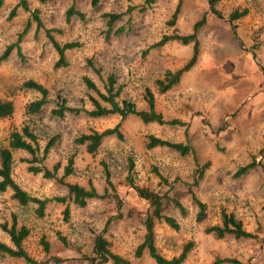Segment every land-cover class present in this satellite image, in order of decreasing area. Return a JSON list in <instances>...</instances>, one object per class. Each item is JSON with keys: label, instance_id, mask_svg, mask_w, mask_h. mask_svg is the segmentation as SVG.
I'll use <instances>...</instances> for the list:
<instances>
[{"label": "rangeland", "instance_id": "rangeland-1", "mask_svg": "<svg viewBox=\"0 0 264 264\" xmlns=\"http://www.w3.org/2000/svg\"><path fill=\"white\" fill-rule=\"evenodd\" d=\"M70 7L83 17L73 14L67 18ZM33 10H37L41 28L32 17ZM235 10H246V15L232 22L229 15ZM107 14L119 17L109 24ZM204 15L206 21L197 32L196 63L171 89L158 93L154 80L166 70L183 67L193 47L176 40L152 44L163 35L191 33ZM48 33L59 44L78 43L66 50L64 65L56 66L58 54ZM17 42L19 51L13 47L0 61V98L14 104L12 116L0 118V145H7L12 130L29 123L38 136L39 157L47 141L55 138L46 158L36 165L52 170L59 163V178L67 159L74 156L73 173L61 183L29 171L30 164L22 160L30 158L25 151L12 152L15 182L31 196L51 199L44 215L38 217L35 205L18 204L10 190L0 193V223L10 225L15 219L18 226L28 227L23 246L33 264H111L100 262L94 253L97 235L130 264H156L147 252L139 257L134 254L143 238L149 207L130 180L160 195L162 213L178 223L175 230L162 220L155 222V246L162 256L171 258L187 241H193L182 264H213L220 258L231 259L220 264H264V0H218L212 6L209 0H97L95 4L93 0H2L0 55ZM89 60L98 72L89 66ZM110 74L121 87L122 98L143 109L144 91L149 88L163 119L184 124L143 123L128 116L121 120L122 139L105 137L94 154L75 145L74 138L80 133L113 127L120 117L91 118L83 112L57 117L51 109L61 99L69 107L89 108L83 77L103 90ZM29 79L48 89L46 105L31 118L24 113L25 105L40 94L22 87ZM150 134L187 143L194 153L182 156L167 147L148 149ZM249 163L253 166L237 174ZM64 183L92 185L100 197L78 207ZM193 195L205 204L200 220L196 219L198 205ZM58 197L65 200L58 201ZM221 208L233 212L256 237L226 235L218 239L206 234L207 225L219 223ZM0 241L11 245L1 228ZM0 264L30 263L0 254Z\"/></svg>", "mask_w": 264, "mask_h": 264}, {"label": "trees", "instance_id": "trees-1", "mask_svg": "<svg viewBox=\"0 0 264 264\" xmlns=\"http://www.w3.org/2000/svg\"><path fill=\"white\" fill-rule=\"evenodd\" d=\"M45 1V0H40ZM218 0H209L210 6L213 5L214 2ZM97 0H93V4H95ZM2 0H0V5ZM23 5L25 10H29L26 3L21 1L19 3ZM15 13V8L11 11L13 15ZM177 9H175L171 22L172 24L176 20ZM73 14L82 18L83 14L70 7L66 11V17L69 18ZM246 15V10L238 11L235 10L230 13L229 20L235 21L241 17ZM109 17L108 23L111 24L116 18L119 17L117 14H107ZM32 17L36 22L37 28L42 27V22L40 18L37 16V10L32 11ZM206 16L204 15L200 20L194 23L193 30L189 34L179 35V34H171V35H163L160 40L153 43L152 46H161L170 40H176L182 44L192 43L193 52L189 61L181 68L175 71L166 70L163 73L161 78H157L154 80V87L156 88L158 93H165L169 89H171L174 85H176L182 75L190 70V68L196 63L198 54H199V41L197 38V32L199 27L205 23ZM49 32V31H48ZM50 41L55 48L58 54V60L56 62V66L65 64V52L66 50H70L78 46L76 42H65L63 44L57 43L48 33ZM13 47H16L19 51L18 42L14 45L7 46L4 52L0 55V61L7 58L10 51ZM88 64L91 68H93L96 72L98 69L95 68L94 64L89 60ZM83 82L88 90L87 92V101L89 102V108L82 106L80 108L69 107L65 104V100L61 99L57 106L51 109V113L57 117H63L67 112H74L75 114H79L83 112L85 115L91 118L105 117L111 115H118L120 117V121L113 127L103 129L102 131L91 129L89 132L80 133L74 138V144L78 146H84V149L91 154L97 152L99 147L101 146L103 140L107 136H114L118 139H122V133L120 130L121 120L127 118L128 116H136L143 123L156 122L158 124L169 123V124H181L184 122L180 120H171L165 121L163 119L162 114L156 109L155 105V97L153 92L146 88L144 91V101L146 107L140 109L136 106V104L130 100L124 99L121 97V87L116 85L117 80L114 75L110 74L107 76L106 81L103 85V90L92 81L89 77L84 76ZM22 87L26 90L37 91L40 94V97L30 101L25 105L24 113L31 118L32 115L38 114L47 103V95L48 89L41 83L36 82L34 80H26L23 82ZM14 112V104L12 100L0 98V118H8L11 117ZM55 138L53 137L43 147L40 154V146L38 141L37 134L33 131L32 127H30L29 123L22 125L20 130H12L9 134L8 143L6 146L0 145V193H4L7 190L11 192V198L15 200L18 204L22 206H26L28 204L35 205L34 211L36 216L42 217L44 215V208L49 198H39L36 196H31L24 189H22L13 179L12 177V166H13V157L12 152L14 150H23L29 154V159H22L29 163L28 170L34 174L42 173V176L46 178H55L58 182L63 183V177L68 176L73 173L74 167V156L71 155L67 159V164L63 167V175L62 177L57 178L56 172L60 167L59 163L53 165L52 170L46 168L43 165H36V163L42 162L50 148L53 146ZM154 147H167L171 150L178 152L180 155L184 156L187 154H193L194 151L192 147L183 142H173L170 140L162 139L160 137H156L154 135H147L146 139V148L151 149ZM253 166V163H249L243 167H241L237 174L244 173L248 168ZM132 167V163H130V167ZM202 171H200L199 177L202 176ZM105 176L107 183L110 184L108 179V172L105 170ZM68 189V195L70 200L78 207H83L86 205L89 199L100 197L97 193L94 186L90 185L89 187L82 186L76 183H64ZM130 186L136 191L137 196L147 201L149 211L143 221L144 224V234L142 241L135 249V256L139 257L144 252L155 261L156 264H182L188 253L193 249V241H187L183 246L179 254L172 256L171 258H166L162 256L156 246L154 240V225L156 221L162 220L168 226L173 229H178V223L175 218L165 215L162 213L163 203L162 197L157 193L148 190L147 188L139 187L130 180ZM167 198V197H166ZM58 201H64V197L55 198ZM192 200L198 205V211L196 214V219L200 220L204 216L205 204L192 196ZM175 204L182 211L183 207L179 203V201H175ZM64 214L67 218L68 215V206L64 209ZM0 228L4 231L8 236L11 242V245L0 241V254L6 255L13 258H22L27 263L33 264L35 263L34 259L27 253L24 249V240L29 235V229L25 225L18 226L15 219L12 220L11 224L8 225L5 223H0ZM204 232L206 234H211L214 237L220 239L225 237L226 235H232L234 238H254L256 235L250 231H247L243 227L242 220L236 217L233 212H228L224 208H221L219 211V223L207 225L204 228ZM61 240H64L63 237L59 236ZM44 248L47 250L48 245L44 243ZM94 253L100 262L110 261L111 264H130V261L123 258L119 254L113 253L109 249V242L102 236L97 235L94 242ZM231 259L220 258L216 259L213 264H220L222 262H229Z\"/></svg>", "mask_w": 264, "mask_h": 264}, {"label": "crops", "instance_id": "crops-1", "mask_svg": "<svg viewBox=\"0 0 264 264\" xmlns=\"http://www.w3.org/2000/svg\"><path fill=\"white\" fill-rule=\"evenodd\" d=\"M258 123V122H257ZM238 218V217H237ZM240 219V218H239ZM241 220V219H240ZM243 223V222H242Z\"/></svg>", "mask_w": 264, "mask_h": 264}]
</instances>
